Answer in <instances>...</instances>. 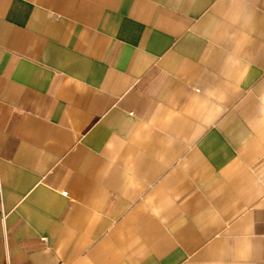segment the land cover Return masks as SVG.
I'll use <instances>...</instances> for the list:
<instances>
[{
    "label": "crops",
    "instance_id": "1",
    "mask_svg": "<svg viewBox=\"0 0 264 264\" xmlns=\"http://www.w3.org/2000/svg\"><path fill=\"white\" fill-rule=\"evenodd\" d=\"M0 264H264V0H0Z\"/></svg>",
    "mask_w": 264,
    "mask_h": 264
},
{
    "label": "built area",
    "instance_id": "2",
    "mask_svg": "<svg viewBox=\"0 0 264 264\" xmlns=\"http://www.w3.org/2000/svg\"><path fill=\"white\" fill-rule=\"evenodd\" d=\"M65 193V192H64Z\"/></svg>",
    "mask_w": 264,
    "mask_h": 264
}]
</instances>
